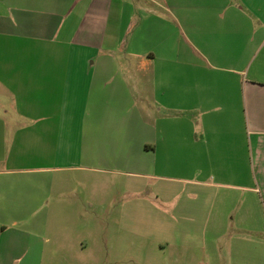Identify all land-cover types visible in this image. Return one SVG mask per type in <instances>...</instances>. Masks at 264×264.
<instances>
[{
	"label": "crops",
	"instance_id": "1",
	"mask_svg": "<svg viewBox=\"0 0 264 264\" xmlns=\"http://www.w3.org/2000/svg\"><path fill=\"white\" fill-rule=\"evenodd\" d=\"M49 263L264 264V0H0V264Z\"/></svg>",
	"mask_w": 264,
	"mask_h": 264
},
{
	"label": "rangeland",
	"instance_id": "2",
	"mask_svg": "<svg viewBox=\"0 0 264 264\" xmlns=\"http://www.w3.org/2000/svg\"><path fill=\"white\" fill-rule=\"evenodd\" d=\"M147 197H148L147 191H144V192L135 191L132 193V200H134V201H138V200L143 199V200H149L150 203L152 202V203L158 204V200L155 198L154 195L149 197V198H147ZM174 200H176L178 202H189L190 201L189 189H179ZM154 207H157V206H154ZM152 217H156V214L155 215L153 214ZM150 227H151V229L153 228V226H150ZM154 231H156V227L154 228Z\"/></svg>",
	"mask_w": 264,
	"mask_h": 264
}]
</instances>
